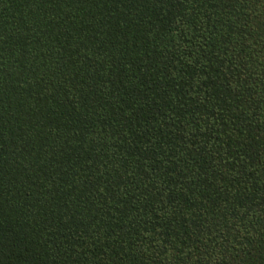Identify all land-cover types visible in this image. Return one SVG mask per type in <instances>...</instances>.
Listing matches in <instances>:
<instances>
[{
	"label": "trees",
	"instance_id": "obj_1",
	"mask_svg": "<svg viewBox=\"0 0 264 264\" xmlns=\"http://www.w3.org/2000/svg\"><path fill=\"white\" fill-rule=\"evenodd\" d=\"M0 264H264V0H0Z\"/></svg>",
	"mask_w": 264,
	"mask_h": 264
}]
</instances>
